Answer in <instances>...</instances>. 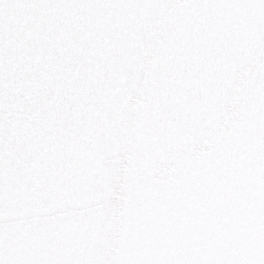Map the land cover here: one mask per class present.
<instances>
[{
	"label": "snow or ice",
	"instance_id": "snow-or-ice-1",
	"mask_svg": "<svg viewBox=\"0 0 264 264\" xmlns=\"http://www.w3.org/2000/svg\"><path fill=\"white\" fill-rule=\"evenodd\" d=\"M0 264H264V0H0Z\"/></svg>",
	"mask_w": 264,
	"mask_h": 264
}]
</instances>
